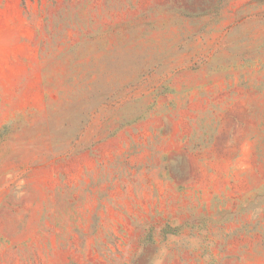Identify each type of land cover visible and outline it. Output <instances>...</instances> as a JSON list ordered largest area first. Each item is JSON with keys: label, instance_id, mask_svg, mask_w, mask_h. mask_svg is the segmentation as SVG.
I'll use <instances>...</instances> for the list:
<instances>
[{"label": "rangeland", "instance_id": "374dc122", "mask_svg": "<svg viewBox=\"0 0 264 264\" xmlns=\"http://www.w3.org/2000/svg\"><path fill=\"white\" fill-rule=\"evenodd\" d=\"M0 264H264V0H0Z\"/></svg>", "mask_w": 264, "mask_h": 264}]
</instances>
